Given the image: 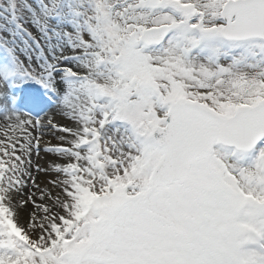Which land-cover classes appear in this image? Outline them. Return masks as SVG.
Listing matches in <instances>:
<instances>
[{"label": "snow or ice", "instance_id": "obj_1", "mask_svg": "<svg viewBox=\"0 0 264 264\" xmlns=\"http://www.w3.org/2000/svg\"><path fill=\"white\" fill-rule=\"evenodd\" d=\"M0 264H264V0H0Z\"/></svg>", "mask_w": 264, "mask_h": 264}, {"label": "bare ground", "instance_id": "obj_2", "mask_svg": "<svg viewBox=\"0 0 264 264\" xmlns=\"http://www.w3.org/2000/svg\"><path fill=\"white\" fill-rule=\"evenodd\" d=\"M45 139H48V137H45ZM55 143V141H53Z\"/></svg>", "mask_w": 264, "mask_h": 264}, {"label": "rangeland", "instance_id": "obj_3", "mask_svg": "<svg viewBox=\"0 0 264 264\" xmlns=\"http://www.w3.org/2000/svg\"><path fill=\"white\" fill-rule=\"evenodd\" d=\"M51 107H54V105H50Z\"/></svg>", "mask_w": 264, "mask_h": 264}]
</instances>
